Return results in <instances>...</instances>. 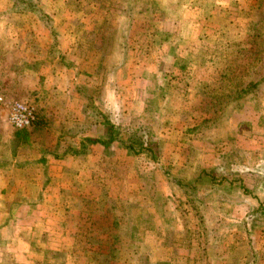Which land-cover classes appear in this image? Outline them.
I'll list each match as a JSON object with an SVG mask.
<instances>
[{
  "label": "rangeland",
  "instance_id": "1",
  "mask_svg": "<svg viewBox=\"0 0 264 264\" xmlns=\"http://www.w3.org/2000/svg\"><path fill=\"white\" fill-rule=\"evenodd\" d=\"M202 1L210 5L211 0ZM219 1L221 8L226 5L232 8L230 11L235 9L237 16L234 19L237 17L241 21L236 20V25L226 23L227 17L233 16L231 13L225 17L213 15L201 19L200 14L190 12L187 15L188 22H179V30L175 26L180 37L191 39L189 42L197 40L199 36L204 38L206 45L203 52L199 45L190 48L199 55L208 54V58H204L205 64L202 59L194 60L195 70L187 78V89L171 83L166 89L168 91H165L160 83L155 85L159 90L154 88L153 94L148 98L152 96L159 102L147 104V107L154 109V114L129 108V116L114 120L108 111L109 107L101 109L100 105L92 106L96 115L88 108L90 103L100 104L102 98L107 101V105H112L117 100L112 86L123 92L118 103H137L138 108L140 106L142 97L139 98L140 95L133 94L134 90L123 86L128 80L117 78V74H121L116 72L126 64H129V69L133 66L134 69L141 70L146 61L140 55H148L152 49L158 48L164 40V33L144 29V22L134 21L137 15L131 14L129 10L133 6L132 2L123 8L124 28L118 29L115 3L109 0L112 11L103 20V23L108 22V27L104 30L101 28V35L109 38L105 56L112 57V60L105 61L107 71L100 73L97 70L96 75L93 73L91 77L80 70V77L76 81L64 71L59 80L47 78L45 86L50 93L42 109L36 106L39 99L36 91L32 90L36 82H41L42 77L37 74L29 77L24 70L29 69L27 64L33 66L32 73H38L44 60L39 53L40 47L30 45L29 42L26 44L28 40H24V44L20 46L16 41L0 45V96L5 104L20 101L32 105L39 123V129L35 128L33 133H29L30 129H24L32 140L31 148L27 150L30 153L21 155L26 163H34L42 153L53 159L54 155H62L67 147L76 149L80 139L90 138V135L100 139L101 132L95 126L98 123L101 126L103 114L118 126L116 129L120 132L119 139L106 148L100 145L87 146L88 151L101 149L108 154L107 148L110 151L116 148L126 151L128 156L123 164V172H116L115 176L125 187L126 183L129 185L132 181L139 183L143 188L139 190L137 199L144 203L147 200L153 202L150 209L155 208L154 221L148 215L145 204L131 208L128 204H120V209H124L122 213H117L118 217L123 216L129 220L133 213L138 219L135 223L138 227L133 233L129 229L130 222L127 221L112 223L109 227L104 226L106 222L99 220L77 221L74 224L78 225L77 230L80 226L87 230L85 238L80 235L82 237L77 239L79 243L76 244L82 247L77 258L83 260L90 257L93 263L98 264H264V0ZM252 3L254 5L248 7L244 14L242 8ZM18 7L17 12L22 11ZM131 25H140L141 29H132ZM19 33L17 29L11 30L7 37H22ZM100 50L101 48L99 52ZM131 52L138 55V61H125V55ZM30 56L33 60H30ZM44 62L50 65L53 75L55 68H52V61L46 59ZM99 63L103 61L96 62L97 67ZM57 64L64 68L62 64ZM81 64V69H85V63H79V66ZM12 65H18L19 78H5L6 69ZM197 82L199 84L196 86ZM101 83L107 84L112 90L102 94L104 89H100ZM173 94L178 102L170 106L174 98L168 96ZM165 98L170 109L177 110L175 117L178 123L173 124L169 141H153L148 134L152 133L154 125L160 123L159 119H168L166 112L155 118L156 110L160 109V100ZM141 112L146 117L138 121L136 115ZM65 128L69 129L67 134L64 133ZM24 130L12 129L6 121L5 107L0 106V138ZM193 135L200 137L195 138ZM136 138H140L144 145L137 154L123 149L130 139ZM7 147L19 151L25 146L13 147L11 143ZM169 149L174 153L170 160H166L161 154L163 150ZM140 154L143 156L138 157ZM155 163L161 164L160 167L154 166L157 170L156 177L152 168ZM107 165V179L110 180L112 169L113 181L117 168L113 160ZM202 171L204 172L201 173ZM96 172L93 177L97 187H100L98 180L102 173ZM194 174L203 176L205 189L197 191L189 185L178 183L191 182ZM165 177L173 183H165ZM222 184L226 186H221ZM104 192L102 189V193ZM108 196H114V193ZM84 198L86 202L89 201L88 195H83L82 200ZM129 199L125 198L123 201L128 202ZM109 200V204L114 203L112 199ZM130 203L133 205V202ZM91 208L93 210V206ZM66 226L67 223H62L63 229ZM106 230H111L109 236L101 237L100 234ZM152 230H155L156 236H153ZM158 233L160 237L157 236ZM159 242L161 246L158 245ZM52 245L55 247V242ZM47 255L54 258V254ZM4 256L5 258L0 255V262H7L6 255Z\"/></svg>",
  "mask_w": 264,
  "mask_h": 264
},
{
  "label": "crops",
  "instance_id": "2",
  "mask_svg": "<svg viewBox=\"0 0 264 264\" xmlns=\"http://www.w3.org/2000/svg\"><path fill=\"white\" fill-rule=\"evenodd\" d=\"M111 2L115 3V18L118 29L124 28L122 27L124 19L123 8H126V5L132 2L133 6L129 10H131V14L135 13L137 15L134 21L137 23L139 21L144 22L145 25H142V28L145 27L144 29L164 33V40L158 48L152 49L148 55H140L145 57L146 61L141 70L134 69L133 66L129 69V64H126L125 67L118 69L116 72L121 74H117V78H121V80L127 78L128 81L123 86L134 90L133 94L140 95L139 98L142 97L139 108L137 103L124 105L121 102H117L120 96L122 97L123 92H121V89L117 90L113 86V90L109 89L105 83H101L103 88L101 85L99 86L100 89H104L102 94L112 90L117 100L112 105H107V101L105 102L102 98L100 104L95 102L92 105H100L101 109L109 107L110 110L108 111H110L114 120L129 116L131 109H134V111L137 109L139 111H150L154 114V109L147 107V104L154 101L159 102L158 99L154 100L152 96L148 98L150 94H153L154 88L157 91L159 90V87L155 86L157 83H160L165 91H168L166 89L171 83L187 89L185 87V84L188 83L187 78L195 70L194 60L199 61L202 59V63L205 64L204 58H208V54L199 55V53L190 48L191 46L199 45L203 52L206 45L205 39L199 36L197 40L189 42L191 39L181 38V35L176 32L179 22H188L189 16L187 17V15L190 12L200 14L201 19L202 17L213 15L225 17V15L228 16L231 13L233 16L225 19L227 20L226 23L232 22L234 25L237 23L236 20L238 21L239 19L237 17L234 19V16H237L235 9V11H230L232 8H228L226 5L221 8L219 0H211L210 5H206L202 0H111ZM25 4L37 7L51 19V26L54 29L57 41L55 53L50 55V50L47 47L49 29L39 21V17L35 13L24 9V4L20 5L23 10L17 12L16 8L19 5H17L15 0H0V45H3V43L7 45L11 41H16L20 46L24 44V40H28L26 44L29 42L30 45L40 47L39 53H41L44 60L42 66L38 69V73H36L37 71L35 74L32 73L33 66L31 67V65L27 64L26 66L29 69L24 70L29 77L36 76V74L42 77V80L40 79L41 82H36L35 87L32 88L33 91H36L37 99H39L36 102V106L42 109L46 105L50 93L45 86L47 78L59 80L64 71V73H69L71 79L73 78L76 81V78L80 77L78 73L80 70H84V74L91 77L94 74L96 75L97 70L100 73L107 71L105 61L112 60V57L105 56L106 53L102 49L99 52V48H97L99 40L93 34L99 32L100 37H102L101 28L104 30V28L108 27V22L104 21L103 23V20L112 11V8L109 6V0H25ZM253 5L254 3L242 8L244 14L248 7L250 8ZM239 20L241 21V19ZM134 21L131 23L133 24ZM139 26L131 25L130 27L140 30ZM175 26H177V29H175ZM16 29L20 32L19 34H22V37L14 39L9 37L10 39H8L9 31ZM102 43L103 41H100V48ZM61 57L63 61L69 63L67 68H62L57 64ZM137 57V54L134 55L131 52L125 55V61H128V63L135 60L138 61ZM46 59L53 63L52 68H55L53 75L51 74L53 70L50 65H46L44 62ZM30 60H33L32 57ZM102 61L105 64L99 63L97 67L96 62ZM82 62L86 65L85 69H81L83 67L82 64L79 66V63ZM7 77H20L18 65H12L6 69L5 78ZM198 84L197 82L196 86ZM168 97L174 98L170 102V106L178 102L175 94ZM160 101V109L156 110L157 115L155 118L162 112H166L168 119L164 118L163 121L159 119L160 123L154 125L155 128L152 127L155 130L152 129L153 131L148 134V137L153 139V141H169L173 131V124L177 122L175 117L177 110L170 109L169 103L167 104V98ZM157 106L159 107V104ZM136 116H138V121L142 117H146L142 112ZM110 122L112 121L110 120ZM112 123L114 124V122ZM95 128L97 131L100 130V139H103L106 136L105 128L101 127L99 123ZM192 137L200 136L193 135ZM90 138L99 139L91 135ZM11 139L10 135L0 138V255H3L4 258V255H6L7 260V262L1 261L0 264H98L93 263L90 257L84 258V261L81 258H77L79 252L82 251V247L76 244L79 243L77 239L82 236L85 238L84 236L87 233V230L82 226L78 227L77 230L76 227L78 225H74L77 224V221L99 220L103 223L106 222L104 224L106 227L117 222L119 224L126 221L131 223L130 219L127 220L123 216L118 217L117 213H122L124 209H120V204H128L127 206L130 208L136 205H146L148 207V215L151 220H155L156 214H153L155 208L153 210L150 209L153 202L147 200L144 203L137 199V194L143 187L134 181L130 182L129 185L126 183L125 187L124 183L115 176L116 172L120 174L123 172V164L126 156H128L126 151H120L118 148H116L117 151H110L107 148L108 154L107 152H102L101 149L97 151L86 150V153L82 156H66L61 160L52 159L49 155L42 153L38 155L37 161L34 163L32 161L26 163L21 155L30 153L27 150L31 146H23L24 148L13 153L10 147H7L10 146ZM162 152L161 156L166 160H170L174 153L172 149L163 150ZM141 156L143 154L138 155V157ZM41 158H44L45 162L40 163ZM110 160H113V164L117 168L114 172L115 179L113 181H111L112 169L109 175L110 180L107 179L106 175L109 173L107 164ZM160 165L155 163L152 167L155 175L154 172L152 174L155 177L157 176V170L154 166L160 167ZM178 169L184 168L178 167ZM96 171H98V174L102 173L99 175L98 180L101 183H99L100 187H97L98 184L95 181V177H93V174L97 173ZM161 174H164L163 170ZM192 178L189 183L185 181H179L178 183L189 185V187H193L197 191L205 189L203 176L198 177L197 174L196 176L194 174ZM164 180L165 183L168 181L173 183L167 177ZM223 185L226 186L225 184L221 186ZM128 187H130L131 191L128 190ZM102 189L105 191L104 193H102ZM128 192L130 193L128 194ZM111 193H114V196L109 197L108 194ZM83 195H88V202L85 201V198L82 200ZM125 198L127 200L128 198L130 199L128 202H124L123 199ZM80 199L82 203H80ZM109 199H112L114 203L109 204ZM130 202H133V205ZM114 204H116V207H114ZM111 207H114V209ZM86 209L88 210L86 211ZM95 216L96 218H94ZM62 223H67L68 226L63 229ZM110 232L111 230L109 232L106 230L100 236L107 238ZM148 232L151 233V231ZM153 232V236H156L155 230ZM157 236L160 237V234L158 233ZM52 242H55V247H53ZM158 245L161 246L160 242ZM47 254H54V258L49 257ZM153 254L156 257L155 260H157L155 251H153ZM47 258L50 260H46ZM147 263L150 264L149 262Z\"/></svg>",
  "mask_w": 264,
  "mask_h": 264
},
{
  "label": "trees",
  "instance_id": "3",
  "mask_svg": "<svg viewBox=\"0 0 264 264\" xmlns=\"http://www.w3.org/2000/svg\"><path fill=\"white\" fill-rule=\"evenodd\" d=\"M17 2V5H22L24 4L23 8L24 9H28L30 12L35 13L38 17L40 22L44 25L47 29H49V39H47V47L50 50V55L54 54L56 49L55 47L57 46V41H56V34L54 33V29L51 26V19L48 17V15L46 13H44L43 11L37 9V7L31 5V4H25V0H15ZM16 5V4H15ZM19 8V7H18ZM22 7H20L19 9L23 10ZM93 36L95 38H97L99 40V42H97V48H100L99 44L100 41H103L101 49L104 52L105 48H106V44L109 43V41H107L109 38H104L103 35L102 37H100L99 32L93 34ZM105 43V45H103ZM60 64H62V66H64V68H67L69 66V63L66 61H63V58L61 57L59 62ZM90 103V102H89ZM93 105H91V103L88 105V108L91 110L92 114L96 115L97 113L95 112V108L92 107ZM104 119H103V123L101 124V126L103 128H105L106 130V136L103 139H93V138H81L80 139V143H79V147L77 149H72L71 147H67L62 153V155H54L53 158L56 159H63L66 156H81L84 155V153H86L85 151L88 150L87 146H91V145H100L103 148H106L107 145H110V143L112 142H117L118 138V134L120 135V132H118L116 128H118V126L116 127L112 122H110L109 120H107L105 118V115H101ZM36 117V114H35ZM90 127L93 129V127L90 125ZM36 128V130L39 129V123L35 120L32 125L27 128L30 129L29 133H33L34 129ZM25 129V130H27ZM66 129V128H65ZM24 132L22 131L21 133H14L12 134V139H11V143L13 145V147H17V146H30L32 143V140L30 139V135L27 133V131ZM69 129L64 130V133L67 134ZM21 131V130H20ZM70 135H73L72 133ZM76 135V133H74V136ZM132 136V134H131ZM28 141V142H27ZM27 142V143H26ZM69 146V145H68ZM142 146H144L142 144V141L140 140V138H136V139H130L128 145L126 146V148H123L124 150L130 151L134 154H137ZM134 148H136L134 150ZM13 153L15 152L14 149L11 150ZM49 153V152H48ZM40 163L45 162L44 158H41ZM130 212V211H129ZM131 213V212H130ZM132 216H130V227L129 229L131 230V233L134 232V230L136 229V227H138L137 223V218L133 216V213H131ZM132 224H134L132 226ZM133 229V230H132Z\"/></svg>",
  "mask_w": 264,
  "mask_h": 264
},
{
  "label": "built area",
  "instance_id": "4",
  "mask_svg": "<svg viewBox=\"0 0 264 264\" xmlns=\"http://www.w3.org/2000/svg\"><path fill=\"white\" fill-rule=\"evenodd\" d=\"M0 106L5 107L6 121L16 131L29 128L36 120L34 107L25 102L14 101L5 104L0 96Z\"/></svg>",
  "mask_w": 264,
  "mask_h": 264
}]
</instances>
